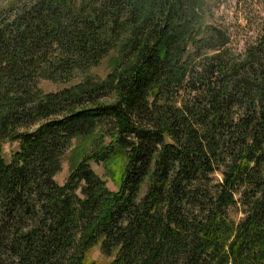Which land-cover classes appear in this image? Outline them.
I'll return each instance as SVG.
<instances>
[{"label":"trees","instance_id":"16d2710c","mask_svg":"<svg viewBox=\"0 0 264 264\" xmlns=\"http://www.w3.org/2000/svg\"><path fill=\"white\" fill-rule=\"evenodd\" d=\"M201 18V0L0 8V264H264V27L238 54Z\"/></svg>","mask_w":264,"mask_h":264},{"label":"rangeland","instance_id":"374dc122","mask_svg":"<svg viewBox=\"0 0 264 264\" xmlns=\"http://www.w3.org/2000/svg\"><path fill=\"white\" fill-rule=\"evenodd\" d=\"M14 0H0V8L9 7ZM25 1V0H22ZM20 4V1H18ZM201 21L204 26H215L224 31L229 37L228 45L230 49L238 54L244 53L251 43L255 42L262 32L264 27V0H201ZM115 54L111 52L104 58L100 64L92 68V73L101 77L102 79L113 69L108 63L110 55ZM117 54V53H116ZM79 75L75 80L70 82L55 83L50 80H40L39 87L43 92H56L64 87H69L78 82ZM81 137L74 139V146L72 150H68L62 157V170L56 175L55 180L58 184L63 185L70 174V161L73 150L79 145ZM19 143L12 141H4L3 149L4 156L8 160L18 150ZM92 168L97 174L106 182V185L112 190H118V186L114 180L107 175L105 171V164L93 161ZM216 178H220L219 173H216ZM80 193V191H78ZM233 206L230 210L232 218L239 220L243 213L241 212V204ZM92 258L98 261H106L98 246L93 251Z\"/></svg>","mask_w":264,"mask_h":264}]
</instances>
